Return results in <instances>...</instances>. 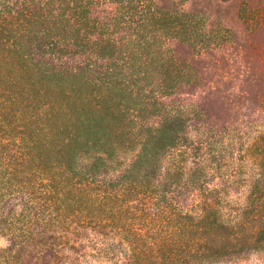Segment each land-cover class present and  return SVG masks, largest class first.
Segmentation results:
<instances>
[{
  "label": "rangeland",
  "instance_id": "1",
  "mask_svg": "<svg viewBox=\"0 0 264 264\" xmlns=\"http://www.w3.org/2000/svg\"><path fill=\"white\" fill-rule=\"evenodd\" d=\"M192 1L0 0V180H19L9 195L44 208L39 198L54 175L65 185L90 183L97 194L117 176L111 173L115 168L128 166L137 143L118 152V165L107 174L84 177L87 155H79L71 170L61 163V147L71 143L81 104L96 106L106 97L123 113L120 126L139 137L166 113L180 110L195 119L196 107H205L217 119L211 125L189 122L191 149L169 153L164 168L174 173L182 166L186 176L203 168L198 175L207 177L208 190L220 194L229 215L245 204L257 173L252 146L264 132V30L248 43L237 41V34L218 35L211 45L225 48L201 59L210 46L204 36L193 45L188 39L181 43L183 37L175 39L168 28L148 21L158 4ZM183 183L171 190L198 193ZM93 222L82 215L74 226ZM85 236L86 264H128V249L119 240L89 230ZM218 264H264V250Z\"/></svg>",
  "mask_w": 264,
  "mask_h": 264
},
{
  "label": "trees",
  "instance_id": "2",
  "mask_svg": "<svg viewBox=\"0 0 264 264\" xmlns=\"http://www.w3.org/2000/svg\"><path fill=\"white\" fill-rule=\"evenodd\" d=\"M148 21L168 28L175 39L183 37L181 43L188 39L193 45V39L204 36L210 46L201 54L203 59L225 48L211 45L218 35L235 38L237 34V41L248 43L262 32L264 0L163 3L150 11ZM81 105L82 112L74 117L71 143L61 147V163L71 170L80 162L79 155H87L89 171L84 177L96 176L109 173L110 166L118 165V152L132 149L135 143L136 154L123 171L115 168L111 172L117 176L105 181L97 194L92 193L90 183L65 185L56 175L47 179L45 197L39 198L44 208L36 201L8 194L19 180H0V240L6 241L0 247V264H86L87 252L81 247L87 230L119 240L128 249L123 255L128 264H218L264 250V132L252 146L257 173L250 180L245 204L229 215L220 194L208 190L203 168L198 169L200 175L196 171L186 176L182 166L173 173L163 165L169 153L191 149L194 140L189 137V122L211 125L212 118L217 119L205 107H196L195 119L185 118L180 110L166 113L155 124L144 126L139 137L134 129L120 126L123 113L113 107L114 101L109 104L104 97L99 105ZM181 181L198 193L185 196L171 190ZM82 215L96 222L74 226ZM95 251L105 255L102 249Z\"/></svg>",
  "mask_w": 264,
  "mask_h": 264
}]
</instances>
